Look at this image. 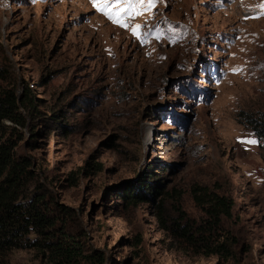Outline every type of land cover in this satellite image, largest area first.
Instances as JSON below:
<instances>
[{"label":"rangeland","instance_id":"obj_1","mask_svg":"<svg viewBox=\"0 0 264 264\" xmlns=\"http://www.w3.org/2000/svg\"><path fill=\"white\" fill-rule=\"evenodd\" d=\"M261 3L154 0L125 28L92 0H0V90L29 86L36 104L4 140L32 162L27 192L42 183L73 209L104 264H264V141L239 121L264 113ZM154 177L159 193L127 205ZM217 194L233 216L208 242L226 253L174 230L203 228ZM9 259L41 264L31 249Z\"/></svg>","mask_w":264,"mask_h":264},{"label":"trees","instance_id":"obj_2","mask_svg":"<svg viewBox=\"0 0 264 264\" xmlns=\"http://www.w3.org/2000/svg\"><path fill=\"white\" fill-rule=\"evenodd\" d=\"M21 107L36 111L35 98L29 86L20 95L16 90H0V264H12L9 254L14 249L36 251L41 264H104V254L87 251L79 240L78 227L81 223L73 209L56 201L42 183H38L32 192H27L29 181L35 177L32 162L26 156H18L16 146L9 138L4 140L5 122L25 126L19 112ZM54 117L48 118L53 124L58 119ZM241 117L240 123L264 141V113ZM154 178V183L142 179L135 188L125 191L127 205L146 199V189L159 193L160 180ZM208 203L210 220L204 223L203 228L196 230L195 225L178 224L174 230L195 248L229 252L226 242L210 245L208 241L214 240L222 223L232 218L234 202L226 195L217 194Z\"/></svg>","mask_w":264,"mask_h":264},{"label":"snow or ice","instance_id":"obj_3","mask_svg":"<svg viewBox=\"0 0 264 264\" xmlns=\"http://www.w3.org/2000/svg\"><path fill=\"white\" fill-rule=\"evenodd\" d=\"M92 3L110 21L125 28L129 27L128 21L131 18L142 15L144 10H150L154 6V0H92ZM258 7L261 9L260 15H264V3ZM140 27L139 24L132 27L134 35L139 34ZM248 142L255 143V141Z\"/></svg>","mask_w":264,"mask_h":264}]
</instances>
